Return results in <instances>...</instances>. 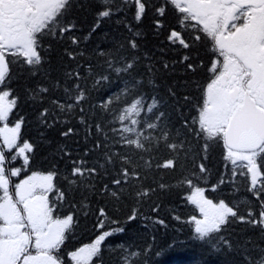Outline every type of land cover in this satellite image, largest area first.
Returning a JSON list of instances; mask_svg holds the SVG:
<instances>
[{
	"label": "trees",
	"instance_id": "trees-1",
	"mask_svg": "<svg viewBox=\"0 0 264 264\" xmlns=\"http://www.w3.org/2000/svg\"><path fill=\"white\" fill-rule=\"evenodd\" d=\"M43 26L33 56H5L0 127L20 128L0 145V201L52 176L51 217L70 218L61 264L103 234L88 264H264V146L239 158L201 121L221 59L210 32L165 0H63ZM195 189L230 209L217 228L197 229Z\"/></svg>",
	"mask_w": 264,
	"mask_h": 264
},
{
	"label": "rangeland",
	"instance_id": "rangeland-1",
	"mask_svg": "<svg viewBox=\"0 0 264 264\" xmlns=\"http://www.w3.org/2000/svg\"><path fill=\"white\" fill-rule=\"evenodd\" d=\"M216 0H196L191 4V10L196 14H206L204 21L207 25H212L217 19L213 17L212 4ZM61 0H35L29 3L32 10L28 15L29 31L25 30L21 35L12 39L1 38L0 47V78L6 71V62L4 52L21 50L27 53L32 52V33L35 27L38 30L44 28L41 26L44 20L49 18ZM225 13L226 23H231L234 19V12L228 9ZM258 16L255 18V26L247 25L245 27L235 25L232 31L222 32L219 37L220 43L228 51L233 52L239 58H242L244 64L251 70L250 79L247 81L248 88L256 84L258 79L264 76L263 56L264 47H260L258 42L257 31L260 29L264 19L257 22ZM224 25V23H222ZM258 28V29H257ZM249 34V38L246 34ZM247 44L252 46L248 47ZM237 64L232 60H228L225 73H230L229 81H241L240 75L235 74ZM228 89L224 86V82L218 79L209 86L207 106L203 112V120L214 128L223 126L226 122L230 107H226V103L230 102L228 98ZM8 95V94H6ZM5 96V95H4ZM0 96V113L4 115L10 108L12 100L6 96ZM9 103V104H8ZM19 125L11 127H3L0 129V137L7 147L16 143ZM239 158L250 160V155L239 154ZM2 155L0 152V185L6 186V180L2 177L3 169ZM52 176L32 174L17 182L13 197H7L0 202V214L6 223L0 229V264H16L21 260V264H59L52 255L47 252H36L23 255L25 250L33 245V248L48 249L55 246L61 235L68 225L69 220H53L51 218L48 202L43 191L50 188L52 184ZM8 184V181H7ZM191 201L199 207L200 218L197 221V229L206 231L216 227L223 219L228 209L223 204H213L210 202L202 190H195L190 197ZM21 203L25 214L23 215L18 204ZM70 219V218H68ZM105 235L99 237L92 244L81 247L72 253L75 264H86L97 249L99 242ZM20 262V261H19Z\"/></svg>",
	"mask_w": 264,
	"mask_h": 264
},
{
	"label": "water",
	"instance_id": "water-1",
	"mask_svg": "<svg viewBox=\"0 0 264 264\" xmlns=\"http://www.w3.org/2000/svg\"><path fill=\"white\" fill-rule=\"evenodd\" d=\"M222 1L248 4L247 1L253 0ZM224 141L227 147L238 151H256L264 143V108L258 106L247 92L228 119Z\"/></svg>",
	"mask_w": 264,
	"mask_h": 264
},
{
	"label": "flooded vegetation",
	"instance_id": "flooded-vegetation-1",
	"mask_svg": "<svg viewBox=\"0 0 264 264\" xmlns=\"http://www.w3.org/2000/svg\"><path fill=\"white\" fill-rule=\"evenodd\" d=\"M32 1L35 0H0V36L14 38L17 37L19 34L23 33V31L27 28L29 3ZM227 7H232L233 9H235L237 11L236 15L248 18L252 22L253 26L257 24L254 23L255 18L257 16V22H259L261 19H264V0H262V3L257 6L237 8L233 5H229ZM257 32H260V30H258ZM260 37L263 38L262 43H264V24L262 26V32ZM259 42L261 41L259 40ZM262 56L264 59V53L262 54ZM224 77L227 78V76ZM259 83H263L264 85V76L263 78L258 79L256 84L251 87V91L252 95L256 98L257 102L261 103V101L259 100V92L257 90V84Z\"/></svg>",
	"mask_w": 264,
	"mask_h": 264
}]
</instances>
